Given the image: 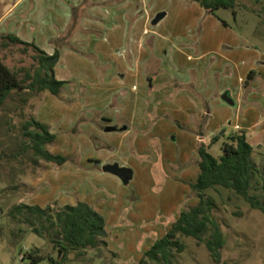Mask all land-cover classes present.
I'll return each instance as SVG.
<instances>
[{
	"label": "crops",
	"instance_id": "0c3cea01",
	"mask_svg": "<svg viewBox=\"0 0 264 264\" xmlns=\"http://www.w3.org/2000/svg\"><path fill=\"white\" fill-rule=\"evenodd\" d=\"M24 1L16 0L7 12ZM184 2L179 0L174 10V0H41L35 5L38 25L21 26L15 36L47 55L58 51L53 71L64 85L57 96L40 92L34 118L56 135L53 143L64 142L50 151L68 161L57 167V177L48 168L41 180H31L29 197L16 205L87 202L104 216L111 247L108 227L122 221L120 200L105 204L87 187L89 177L81 183L78 172L93 173L95 183L101 179L121 186L118 176L102 169L118 164L131 170V183L136 174H147L152 188V172L170 174L164 176V189L177 200L179 209L171 213L176 220L184 205H195L188 196L194 194L190 184L198 174L200 144L220 136L209 148L211 153L219 145L213 155L218 158L227 136L244 131L252 158L264 151V22L235 21L238 30L217 11L210 14L196 2ZM160 13L164 16L154 24ZM170 13L178 14L177 20H169ZM88 100V108L80 106ZM84 109L90 112L83 119ZM76 142L93 143L98 152L82 154ZM78 153L85 171L75 170ZM139 188L132 186L138 201ZM140 207L134 218L142 215ZM123 226L117 228L125 229L120 237L126 238L129 228Z\"/></svg>",
	"mask_w": 264,
	"mask_h": 264
},
{
	"label": "rangeland",
	"instance_id": "374dc122",
	"mask_svg": "<svg viewBox=\"0 0 264 264\" xmlns=\"http://www.w3.org/2000/svg\"><path fill=\"white\" fill-rule=\"evenodd\" d=\"M15 1L0 0V32L14 36L18 34L21 26L31 25L36 27L38 25L34 24L37 23L38 18L35 14H32V11H34L35 5H40L41 0L35 1V3L30 2L31 0L24 1L18 7L14 6L7 12ZM184 1V4L192 3L190 0ZM178 2L179 0H174L172 10L180 7ZM235 11V17L230 9H220L216 12V16L234 24L238 30H241V28L236 24L242 21L264 22V0H237ZM177 16L178 14L173 15V13H170L168 18L169 20H177ZM35 55L36 53L32 48H25L18 44L9 43L7 47L0 48V57L3 62L10 69L18 71L20 77H24L25 73L32 74L37 68L38 63L34 59ZM40 98L41 93L24 91L18 94L12 92L0 110V155L3 153L6 155L18 153L15 157L0 158V264H29L30 257L28 254L30 253L44 257V260L39 264H47L49 256L53 259L57 258V249L50 238L51 232L47 231L48 229L46 230L45 227L48 224L43 219L39 220L23 214L14 217L11 214L12 209L17 206L16 202L18 200L29 197L31 180L35 182L41 180L43 173L48 168L52 175L58 176L57 165L48 164L35 157L30 148L21 151L25 143L29 144L28 140L22 135V124L30 118L37 117L41 105L38 104ZM80 106L88 108L90 101L83 102ZM46 108L44 109L46 110ZM88 112L90 111L83 110V119L87 118L85 115ZM55 115L59 117L61 115L60 110L56 111ZM58 145L63 147L64 142L58 141V144H49L46 149L57 151ZM76 145L79 146V151L82 154L89 153L92 156L93 153L95 155L98 152V148L93 143L86 145L85 142H76ZM217 148L219 149V145L212 149V155H216ZM52 151L50 152L52 153ZM157 156L159 158V154ZM75 158L77 161L75 170L85 171L83 164H79L82 158L81 153H78ZM89 160L90 157L88 156L85 160L86 164ZM253 161L260 168H263L264 151L256 153L253 156ZM91 169L87 170L91 171ZM78 173L76 175L81 183L89 177V181L85 182L87 187L98 192L99 197L105 204L111 201V205L113 200H120L118 206H122L123 215L122 221L115 226L108 227L111 247L98 244L95 248L72 251L67 255L64 264H138L143 252L155 240L162 237L165 233L164 229L170 227L175 221V214L171 213L179 209L175 205L177 200L173 195L170 197V190L167 187L164 189V176H170V174L159 171L152 172L150 174L154 182L152 188L149 186L150 182L145 173L140 174L139 178L136 174L132 183L129 182L121 186H115L109 181L98 180L97 178L98 181L95 179V183L93 173H89L88 176L86 173ZM257 180L260 184L261 180ZM132 186H140L139 192L142 196V198H139L140 202L135 199ZM254 187L255 189L251 190V194L258 195L261 198L262 190L260 186L256 185ZM56 191L54 189L52 195H55ZM206 194L214 202L211 212L212 218L219 225L224 240L218 264H264V213L251 208L243 198L222 187L210 189L206 191ZM40 195H42V192ZM191 199H196L194 194L188 196V200ZM137 201L139 203L134 205ZM196 203L197 199L194 200V204ZM140 204L142 215L134 218L133 211ZM51 205L56 210L61 208L57 201L52 202ZM188 206L190 204L184 205L183 209ZM127 215H129V220H125ZM25 216L28 218L27 220ZM40 225H43V229L40 228ZM123 225H127L129 228V234L126 238L120 237L125 229L123 228L120 233L117 228L124 227ZM159 225L160 228H157ZM34 228L39 229V235L34 232ZM211 232L212 230H209L204 234L203 239H209ZM56 237L60 239V236ZM178 238L184 245V250L180 253L174 250L171 253L169 264H216L203 243H198L191 237L178 236ZM143 264L163 263L146 259Z\"/></svg>",
	"mask_w": 264,
	"mask_h": 264
},
{
	"label": "trees",
	"instance_id": "16d2710c",
	"mask_svg": "<svg viewBox=\"0 0 264 264\" xmlns=\"http://www.w3.org/2000/svg\"><path fill=\"white\" fill-rule=\"evenodd\" d=\"M199 4L206 12L215 14L220 9H230L235 17V6L237 0H190ZM18 44L25 48L30 47L36 55L37 68L32 74L25 73L20 77L18 71L10 69L0 57V110L6 99L12 92L21 93L24 91L40 93L47 91L57 96L63 81L55 79L54 65L57 63L58 51L52 55H47L33 43H27L14 35L0 34V48H5L8 44ZM254 72L248 74L251 78ZM22 135L29 144H24L21 151L30 148L35 157L47 163L60 166L68 161V158L61 154L51 153L46 146L55 140V134L51 133L49 127L35 118H30L22 124ZM220 136L211 138L209 144H200L197 148L199 161L198 174L195 181L190 184L197 203L183 209L176 220L170 225L166 233L155 240L146 249L138 264L145 263L148 259L152 262L169 264L171 253L175 250L178 253L184 250V245L179 241L178 236L191 237L198 243H203L208 250L213 261L220 262V250L224 245V240L220 232L219 225L212 218L213 200L207 196L206 191L222 187L243 198L251 208L258 209L264 213V167L260 168L252 158L253 147L246 139L244 131H237L227 136L221 144L222 154L216 158L209 148L218 142ZM18 153L1 157H15ZM261 183L259 184V181ZM259 185L262 190V197L251 194V190ZM11 214L15 216L29 215L37 219H43L48 225L45 227L51 232V241L57 249V258L49 256L47 264H64L67 255L72 251L95 248L98 244L107 246V232L105 228V218L96 211L90 204L78 201L74 204H67L60 209H53L51 205L41 208L37 205L29 206L19 204L15 206ZM25 219L28 218L25 216ZM43 225H40L42 228ZM212 230L207 240L203 235ZM36 234H40L39 229L34 228ZM55 236H60L56 239ZM80 255V254H79ZM29 264H39L44 257L28 254Z\"/></svg>",
	"mask_w": 264,
	"mask_h": 264
},
{
	"label": "water",
	"instance_id": "95a60500",
	"mask_svg": "<svg viewBox=\"0 0 264 264\" xmlns=\"http://www.w3.org/2000/svg\"><path fill=\"white\" fill-rule=\"evenodd\" d=\"M164 16V13H160L158 14L155 19L153 20V23H157L162 17ZM223 99L226 100L229 104H232V102L225 96H223ZM115 130L114 127H108L107 131H112ZM104 172L113 174L118 176L123 184H127L129 182V180L131 179V170L128 168H123V167H119L118 164H108L105 165L103 168ZM56 239H59L58 237H56Z\"/></svg>",
	"mask_w": 264,
	"mask_h": 264
}]
</instances>
